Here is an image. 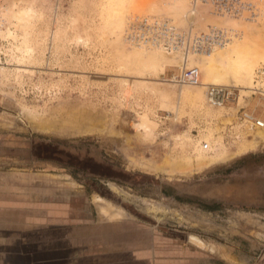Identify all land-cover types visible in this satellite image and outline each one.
<instances>
[{
	"label": "rangeland",
	"instance_id": "1",
	"mask_svg": "<svg viewBox=\"0 0 264 264\" xmlns=\"http://www.w3.org/2000/svg\"><path fill=\"white\" fill-rule=\"evenodd\" d=\"M244 113L264 122V0H0V264H65L63 208L264 264V125Z\"/></svg>",
	"mask_w": 264,
	"mask_h": 264
},
{
	"label": "crops",
	"instance_id": "2",
	"mask_svg": "<svg viewBox=\"0 0 264 264\" xmlns=\"http://www.w3.org/2000/svg\"><path fill=\"white\" fill-rule=\"evenodd\" d=\"M61 211L62 214H53L49 223L54 224V239L67 243L70 253L59 259L65 264H229L221 257L209 256L207 260L206 249L211 248L199 238L186 236L187 241H172L169 247H164L157 230L129 217L79 220L72 215L76 209ZM58 230L68 234L59 237ZM191 254L195 256L190 258Z\"/></svg>",
	"mask_w": 264,
	"mask_h": 264
},
{
	"label": "built area",
	"instance_id": "3",
	"mask_svg": "<svg viewBox=\"0 0 264 264\" xmlns=\"http://www.w3.org/2000/svg\"><path fill=\"white\" fill-rule=\"evenodd\" d=\"M210 37L216 38L217 35ZM173 80L179 84H199V70L197 67H183L177 72V74L174 75ZM206 97L208 102L211 104L222 106L224 103L233 99V92L227 86L208 84L206 89ZM243 117L252 121L258 126H263V121L259 123L258 119L247 113H244ZM203 147H207V144L204 143Z\"/></svg>",
	"mask_w": 264,
	"mask_h": 264
},
{
	"label": "bare ground",
	"instance_id": "4",
	"mask_svg": "<svg viewBox=\"0 0 264 264\" xmlns=\"http://www.w3.org/2000/svg\"><path fill=\"white\" fill-rule=\"evenodd\" d=\"M112 2L114 3V0H112ZM248 52V51H247ZM247 52H243L244 54L242 55V57L240 56V60H243V63L245 62V60L248 58V56H246L245 55V53H247ZM249 53V52H248ZM239 57V56H238ZM216 66H218V64L217 63H215V62H211L209 65H207V71H208V73L209 74H211L212 72H213V70H214V68L216 67ZM204 83H212L211 81H206V82H204ZM199 84H200V82H199ZM206 85V84H205ZM259 121V120H258ZM261 122V120L259 121V123ZM263 125H264V123H263ZM101 200V199H100ZM197 238V237H196ZM197 242V241H196ZM198 243V242H197Z\"/></svg>",
	"mask_w": 264,
	"mask_h": 264
}]
</instances>
